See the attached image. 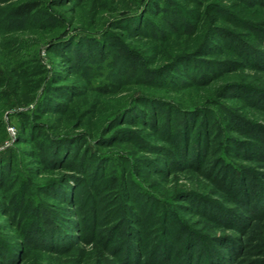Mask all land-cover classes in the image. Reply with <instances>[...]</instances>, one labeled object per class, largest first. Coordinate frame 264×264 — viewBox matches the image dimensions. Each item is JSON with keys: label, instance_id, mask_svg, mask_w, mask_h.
<instances>
[{"label": "rangeland", "instance_id": "374dc122", "mask_svg": "<svg viewBox=\"0 0 264 264\" xmlns=\"http://www.w3.org/2000/svg\"><path fill=\"white\" fill-rule=\"evenodd\" d=\"M93 1L0 0V264H264V0Z\"/></svg>", "mask_w": 264, "mask_h": 264}, {"label": "trees", "instance_id": "16d2710c", "mask_svg": "<svg viewBox=\"0 0 264 264\" xmlns=\"http://www.w3.org/2000/svg\"><path fill=\"white\" fill-rule=\"evenodd\" d=\"M170 1L174 4L182 6V8H184L186 10H193V11L198 10L197 4H194V6L191 8L187 7L189 5V0H170ZM88 2L90 3L89 6L91 7V9L92 10L95 9L96 3L93 0H88ZM30 7L31 6L29 4L18 7L16 10V13L18 15L26 14L28 11H30ZM230 7L233 10V13L238 18H240L242 20L253 22V23L262 21L261 11H259V10L250 9V8H248V6L241 5L238 2L231 3ZM213 19L217 20V22L219 23V25L214 26L217 30H219V33L225 32V34L228 33V35H231L233 37L239 36V32L236 31L235 28L229 29L226 26H224V19L223 18H221L217 15H213ZM194 27H195V24H194ZM252 40L255 41V39H252ZM256 40H258V38ZM161 44H163L165 49L167 51H170L169 53H171V55L174 57H177V56L180 57L182 55L183 56L184 55H193L195 53H198L199 51H208V52L213 53L214 55H220V54L229 55L228 52L223 50V48L221 46V41L219 39H213L212 41L208 40V41L204 42L202 40V35L201 34H197V35L193 34L192 29L188 30L187 33H184V34L178 31L169 39H168V37L164 38V39L160 38V37L154 38V42H152V44L149 47V51L151 54L147 55V57L150 59L154 58L155 55L157 54L158 47L161 46ZM224 59L231 61L230 58L225 57ZM234 61H237V60L234 59L233 62ZM238 61H240V60L238 59ZM240 63H241V61H240ZM96 88H98L99 92L105 93V92H108L109 86L107 84H101V85L97 86ZM83 92H85V90H83ZM241 105H242V107H245V104H241ZM106 108H107V105H104L98 111L102 114L105 112ZM101 114H99V117L102 118ZM219 116L223 117L221 115V113L219 114ZM40 117H43V116L41 115ZM94 117L95 118L88 117L83 121L78 120L77 123H78V125H82V127H84L86 131L92 133L99 126H101L102 123H104L97 116H94ZM64 124L65 123H64L63 117L60 115H57V116L53 115V116L48 117L47 126L54 132H57L59 130V128H61V126ZM22 138L28 139L29 135L27 134V136H26L25 132H22ZM29 142L31 143V140ZM34 146L35 145L32 144V147H34ZM31 151H32V153L33 152L35 153L34 150H31ZM32 156H34V155L32 154ZM33 160L36 162L41 161L37 158H33ZM35 167H39V166H35ZM5 221H6V219H5Z\"/></svg>", "mask_w": 264, "mask_h": 264}]
</instances>
